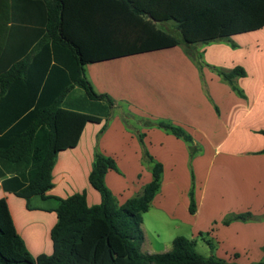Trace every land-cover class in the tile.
Segmentation results:
<instances>
[{"label": "trees", "instance_id": "16d2710c", "mask_svg": "<svg viewBox=\"0 0 264 264\" xmlns=\"http://www.w3.org/2000/svg\"><path fill=\"white\" fill-rule=\"evenodd\" d=\"M173 22L175 33L157 24ZM264 27V0H0V181L3 191L25 200L32 210L34 197L52 200L56 224L50 231L51 255L32 257L17 234L5 199H0V264H236L196 251V240L182 236L165 253L141 252L144 241L142 216L160 190L163 167L146 150L139 128H158L182 140L189 163L201 152L192 137L167 121L121 114L125 128L136 135L141 163L152 180L141 192L119 205L105 184L115 161L95 146L88 183L100 196L89 206L85 193L65 199L46 196L53 187L52 169L57 154L74 148L87 123L106 130L116 107L106 94H97L85 75L89 64L175 47L199 72L208 67L238 96L236 79L241 67L231 70L202 61L197 45L231 42L235 35ZM235 47L234 44H231ZM91 102H105L98 116L66 106L76 88ZM66 109V110H63ZM131 124H134L131 127ZM264 135V131H260ZM264 152V150H263ZM191 173L189 213L196 212L194 177ZM251 213L228 215L223 224L255 221ZM264 264V257L260 262Z\"/></svg>", "mask_w": 264, "mask_h": 264}, {"label": "crops", "instance_id": "0c3cea01", "mask_svg": "<svg viewBox=\"0 0 264 264\" xmlns=\"http://www.w3.org/2000/svg\"><path fill=\"white\" fill-rule=\"evenodd\" d=\"M168 23L162 24L175 33V26ZM230 40L197 45L196 49L208 66L244 70L245 76L236 79L243 97L208 67L199 72L179 47L87 65L85 75L94 91L111 97L116 107L98 140L103 120L87 123L76 146L57 154L53 187L46 196L65 199L85 193L89 206L100 203L99 194L88 183L95 146L115 161L117 171L106 173L105 184L118 204L136 196L151 182L152 174L142 165L141 146L125 128L121 114L126 110L136 118L167 121L185 130L201 152L189 163L182 140L158 128H139L146 150L163 167L160 190L143 215L161 216L175 233L155 249L142 217L141 252H168L173 239L182 236L195 239L196 251L200 247L201 255L208 257V246L198 238L199 233H207L204 238L214 243L216 258L236 264L260 262L264 257V135L260 133L264 131V27ZM66 106L98 116L105 103L91 102L76 87L67 96ZM190 170L196 203L193 215L188 210ZM2 198L29 254L51 255L50 231L57 219L55 212L46 209L54 207V202L39 198L45 205L28 210L25 200L3 191L0 181ZM247 212L260 219L223 224L228 215Z\"/></svg>", "mask_w": 264, "mask_h": 264}, {"label": "rangeland", "instance_id": "374dc122", "mask_svg": "<svg viewBox=\"0 0 264 264\" xmlns=\"http://www.w3.org/2000/svg\"><path fill=\"white\" fill-rule=\"evenodd\" d=\"M169 25H174L173 22H169ZM157 27L161 30H166L165 24H157ZM168 32V31H167ZM105 103V102H104ZM106 105V103H105ZM150 172V169H147ZM142 190V189H141ZM141 192V191H140ZM139 192V193H140ZM138 193V194H139ZM45 205L39 197H34L30 201L31 207L39 206V205ZM144 219L145 227L147 230L148 239L153 244L155 249L162 248L163 244L167 241V239L172 235L173 233L172 226H170L168 223L164 222L161 218V216H157L156 214H153V212H150L149 214L142 216ZM179 227H183L182 225H178ZM183 232V230L181 231ZM155 234H158L160 237L156 239ZM186 234V233H184ZM171 245L168 246V251H170ZM197 252L201 254L202 249L199 247L197 249Z\"/></svg>", "mask_w": 264, "mask_h": 264}]
</instances>
